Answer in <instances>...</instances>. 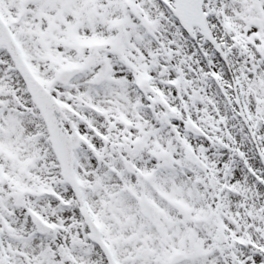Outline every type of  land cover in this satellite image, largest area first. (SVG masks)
<instances>
[{"label":"snow or ice","instance_id":"obj_1","mask_svg":"<svg viewBox=\"0 0 264 264\" xmlns=\"http://www.w3.org/2000/svg\"><path fill=\"white\" fill-rule=\"evenodd\" d=\"M0 264H264V0H0Z\"/></svg>","mask_w":264,"mask_h":264}]
</instances>
